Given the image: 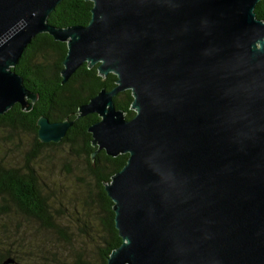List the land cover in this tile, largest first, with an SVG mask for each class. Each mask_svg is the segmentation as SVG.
<instances>
[{"label":"water","instance_id":"obj_1","mask_svg":"<svg viewBox=\"0 0 264 264\" xmlns=\"http://www.w3.org/2000/svg\"><path fill=\"white\" fill-rule=\"evenodd\" d=\"M62 1L0 0V116L37 101L12 68L38 35L67 45L63 85L84 64L117 77L78 116L100 118L93 158L128 155L104 186L122 240L106 264H264L261 0H85L89 24L65 29L48 23ZM37 125L58 144L73 122Z\"/></svg>","mask_w":264,"mask_h":264},{"label":"trees","instance_id":"obj_2","mask_svg":"<svg viewBox=\"0 0 264 264\" xmlns=\"http://www.w3.org/2000/svg\"><path fill=\"white\" fill-rule=\"evenodd\" d=\"M92 9L93 3L89 1L63 0L49 16L48 23L64 29L87 26L91 20ZM254 12L257 19L264 21V0L257 4ZM66 55V43L56 42L48 34H41L33 39L12 70L22 76L24 86L37 96V101L29 112L23 111L17 104L6 114L1 115L0 129L8 128L33 136L34 144L29 152V159H35L43 148L57 147L63 143L71 144L79 156L86 158L91 184L97 189L96 198L105 214L103 226L106 236L99 247V253L100 264H106L111 252L122 244V240L115 229L114 204L107 196L104 186L126 165L128 155L112 158L101 151L93 158L97 147L92 145V136L88 129L100 118L95 114L83 118L78 116L80 107L89 103L100 91L114 89L117 77L109 74L103 78L98 74L97 66L90 69L84 64L63 85L61 71ZM113 100L116 109L122 110L127 120L135 116L131 110L133 102L131 91L120 93ZM42 117L48 118L51 122L72 121L73 126L60 143L43 144L38 139L37 125ZM0 198L4 202L0 205V215H9L13 204L16 214L34 219L45 229L60 231L54 221L52 202L48 195L45 196L34 168L22 170L0 163ZM9 258L14 260L15 264H38L37 260L21 258L18 253L6 249L0 240V264ZM76 264L88 263L79 258Z\"/></svg>","mask_w":264,"mask_h":264},{"label":"rangeland","instance_id":"obj_3","mask_svg":"<svg viewBox=\"0 0 264 264\" xmlns=\"http://www.w3.org/2000/svg\"><path fill=\"white\" fill-rule=\"evenodd\" d=\"M33 136L8 128L0 129V163L18 169L34 168L45 196L53 205L54 221L60 231L45 229L34 219L16 214L0 215V240L6 249L38 264H100L99 247L106 232L96 190L87 170V160L63 143L43 148L29 159ZM0 198V205L3 204ZM63 232V234H60Z\"/></svg>","mask_w":264,"mask_h":264}]
</instances>
